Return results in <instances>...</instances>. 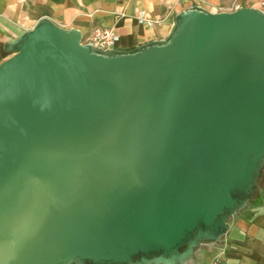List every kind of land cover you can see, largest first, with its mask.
Masks as SVG:
<instances>
[{"label": "water", "instance_id": "95a60500", "mask_svg": "<svg viewBox=\"0 0 264 264\" xmlns=\"http://www.w3.org/2000/svg\"><path fill=\"white\" fill-rule=\"evenodd\" d=\"M0 62V264H182L264 164V12L193 5L102 50L39 20Z\"/></svg>", "mask_w": 264, "mask_h": 264}, {"label": "crops", "instance_id": "0c3cea01", "mask_svg": "<svg viewBox=\"0 0 264 264\" xmlns=\"http://www.w3.org/2000/svg\"><path fill=\"white\" fill-rule=\"evenodd\" d=\"M256 4L231 6V0H0V62L15 52L16 40L41 19L77 29L83 38L94 26L113 27L117 34L114 49L130 50L164 39L175 15L190 6L219 12ZM251 201L228 219L218 240L201 244L182 264H264V176Z\"/></svg>", "mask_w": 264, "mask_h": 264}, {"label": "built area", "instance_id": "2783aa9c", "mask_svg": "<svg viewBox=\"0 0 264 264\" xmlns=\"http://www.w3.org/2000/svg\"><path fill=\"white\" fill-rule=\"evenodd\" d=\"M256 3L257 4L254 7L264 12V0H258ZM116 39L117 34L114 28L104 26H94L87 37H81L82 42L92 44L102 50L113 49Z\"/></svg>", "mask_w": 264, "mask_h": 264}, {"label": "rangeland", "instance_id": "374dc122", "mask_svg": "<svg viewBox=\"0 0 264 264\" xmlns=\"http://www.w3.org/2000/svg\"><path fill=\"white\" fill-rule=\"evenodd\" d=\"M257 1L258 0H231V6L234 4H237L238 2L245 3L248 5H254ZM263 176H264V167L262 168L260 175L258 177L256 189L253 191L252 195L247 200L248 203L252 202L251 199L257 195L259 188H261ZM247 202H246V204H247ZM229 218H231V216Z\"/></svg>", "mask_w": 264, "mask_h": 264}, {"label": "bare ground", "instance_id": "6f19581e", "mask_svg": "<svg viewBox=\"0 0 264 264\" xmlns=\"http://www.w3.org/2000/svg\"><path fill=\"white\" fill-rule=\"evenodd\" d=\"M150 264H165V262H163V261H159L158 263H156L155 261L152 260V261L150 262Z\"/></svg>", "mask_w": 264, "mask_h": 264}]
</instances>
